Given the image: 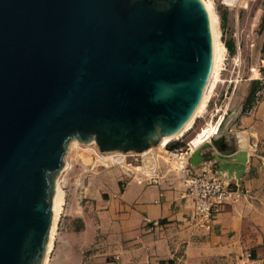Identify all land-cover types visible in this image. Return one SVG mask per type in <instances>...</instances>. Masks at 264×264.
<instances>
[{
    "label": "water",
    "instance_id": "obj_1",
    "mask_svg": "<svg viewBox=\"0 0 264 264\" xmlns=\"http://www.w3.org/2000/svg\"><path fill=\"white\" fill-rule=\"evenodd\" d=\"M203 0H0V264H43L72 140L142 152L176 135L209 80ZM190 153L240 178L247 152Z\"/></svg>",
    "mask_w": 264,
    "mask_h": 264
},
{
    "label": "crops",
    "instance_id": "obj_2",
    "mask_svg": "<svg viewBox=\"0 0 264 264\" xmlns=\"http://www.w3.org/2000/svg\"><path fill=\"white\" fill-rule=\"evenodd\" d=\"M259 94L249 109L226 126L224 121L210 140L215 146L202 150L247 152L240 178L222 177L240 195L223 206L211 230L190 225L192 196L179 176L159 164L156 182L111 185L96 211L99 224L56 231L48 264H264V87ZM205 140L200 133L190 145L195 149ZM157 154L175 158L180 167L185 162L184 155L162 148L142 155L138 169L144 171Z\"/></svg>",
    "mask_w": 264,
    "mask_h": 264
},
{
    "label": "rangeland",
    "instance_id": "obj_3",
    "mask_svg": "<svg viewBox=\"0 0 264 264\" xmlns=\"http://www.w3.org/2000/svg\"><path fill=\"white\" fill-rule=\"evenodd\" d=\"M211 2L219 30V41L225 51L223 60L217 79L206 98L205 113L195 119L187 132L171 139L168 144L178 143L177 146H184L200 133H204L206 139H209L213 125L211 118L216 109H227L226 126L235 113L256 102L264 87V0ZM252 88L256 89V94L252 102H249L247 95ZM162 148L164 147L147 150L141 155ZM128 154L130 153L101 154L95 143L73 141L70 144L65 155L68 166L59 176L60 186L64 190V204L57 218L53 242L58 241L56 231L58 233L65 229L100 223L96 211L101 208V201L108 197L107 189L116 182L121 187L128 182L122 169L115 163L119 160L123 162ZM169 154L179 157L176 152ZM159 164L167 170L168 175L179 176L180 166L175 158L157 154L155 162H148L149 167ZM50 252L43 264H48L49 255H53Z\"/></svg>",
    "mask_w": 264,
    "mask_h": 264
},
{
    "label": "built area",
    "instance_id": "obj_4",
    "mask_svg": "<svg viewBox=\"0 0 264 264\" xmlns=\"http://www.w3.org/2000/svg\"><path fill=\"white\" fill-rule=\"evenodd\" d=\"M213 114L211 118L213 122L212 133L209 141L221 131L225 116L227 115V109H216ZM167 145L168 143L164 145V148L170 153L176 152L186 157V161L179 167L178 171L179 177L185 187V193L191 195L194 202L192 212L187 221L198 229L211 230L223 206L230 201H237L240 191L237 188H231V184L217 174L213 161H205L198 167H192L189 157L194 148L190 145L189 140L184 146H178L173 149H169ZM115 163L126 175V181L144 184L156 182L159 179V165L156 172L153 173L151 171L137 170L140 166L144 165V158L136 152L128 154L123 162L119 160ZM134 168L136 170H132ZM154 224H157V222L155 221Z\"/></svg>",
    "mask_w": 264,
    "mask_h": 264
},
{
    "label": "bare ground",
    "instance_id": "obj_5",
    "mask_svg": "<svg viewBox=\"0 0 264 264\" xmlns=\"http://www.w3.org/2000/svg\"><path fill=\"white\" fill-rule=\"evenodd\" d=\"M203 2H204L205 6H206V9L208 11V14H209V17H210V23H211L212 40H213V63H212V69H211L210 77H209V80H208V82L206 84V87H205L204 93L202 95L201 101H200L199 105L197 106V108H196L194 114L192 115V117L189 119V121L184 125V127L176 135L171 136V137L163 138L162 141L158 145H156L154 147H150V148H148V149H146V150H144L142 152H136L138 154H141V153H143V152H145L147 150L155 149V148H158V147H164V145L167 144L171 139L177 138L178 136H182L185 133V131L188 130V128L191 126V124L194 123L195 119L197 117L202 116V114L205 113V111H206L205 101H206V98H207L209 92L212 89V86H213L215 80L217 79L218 69H219V66H220V64H221V62L223 60V56H224L225 51H224L223 45L219 41V30H218V27H217V21H216V18H215V13H214V8H213V5H212V2H211V0L210 1L203 0ZM73 141L79 142L77 139H74V140H72L70 142V144ZM208 141H209V139L205 140V142H208ZM79 143H81V142H79ZM90 143H95V142L92 141ZM70 144H69V146H70ZM83 144H88V143H83ZM201 145H199L198 147H200ZM198 147H196V148H198ZM98 150H99V148H98ZM99 152H100V150H99ZM114 152H116V153L117 152L131 153V152H123V151H112V152L101 153V154H109V153H114ZM185 161H186V157H185ZM67 166H68V163H66V161H65L64 168H67ZM157 167H158V165H154L153 167H149L148 165H146V169L144 171H146V172L151 171V173H153V172H156ZM64 168L62 169V171L64 170ZM149 168H151V170H149ZM137 170L142 171L140 169H137ZM60 174H59V176H60ZM59 176H58L57 181H56L57 184H56V190H55L54 202H53V221H52L51 228H50V231H49V240H48V244H47V248H46V253H45V256H44V259H43V263L46 262L47 257H48V253L50 252V250H51V248L53 246V238H54V231H55L57 218H58L59 212H60V210H61V208H62V206L64 204V190L60 186V181H59L60 177Z\"/></svg>",
    "mask_w": 264,
    "mask_h": 264
},
{
    "label": "trees",
    "instance_id": "obj_6",
    "mask_svg": "<svg viewBox=\"0 0 264 264\" xmlns=\"http://www.w3.org/2000/svg\"><path fill=\"white\" fill-rule=\"evenodd\" d=\"M255 94H256V89H255V88H252V89L249 91L248 95H247V100H248L249 102H252V99L254 98ZM249 107H250V106H245V107H243L242 111H246ZM177 145H178V143H173V144H168L167 147H168L169 149H173V148H175V147H178Z\"/></svg>",
    "mask_w": 264,
    "mask_h": 264
}]
</instances>
